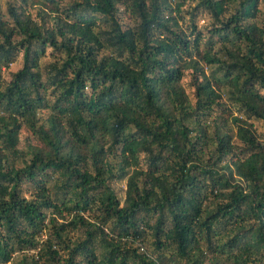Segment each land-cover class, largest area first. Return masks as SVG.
I'll list each match as a JSON object with an SVG mask.
<instances>
[{"label":"trees","instance_id":"trees-1","mask_svg":"<svg viewBox=\"0 0 264 264\" xmlns=\"http://www.w3.org/2000/svg\"><path fill=\"white\" fill-rule=\"evenodd\" d=\"M178 1L0 12V264H264V3Z\"/></svg>","mask_w":264,"mask_h":264},{"label":"rangeland","instance_id":"rangeland-1","mask_svg":"<svg viewBox=\"0 0 264 264\" xmlns=\"http://www.w3.org/2000/svg\"><path fill=\"white\" fill-rule=\"evenodd\" d=\"M18 0H0V12H2L3 15L7 16V7L11 4H17ZM174 3L179 2L178 0H173ZM262 3H264V0H262ZM174 5V4H173ZM172 5V6H173ZM192 5V2H184L181 3L178 6V12H174L172 9L170 12H165L164 16H172L174 17L179 26H181V28H185V22H186V16H184V11L188 10L190 8V6ZM32 13H34V9H30ZM211 20L208 17V15L205 14H201L198 15L197 18L195 19V23L197 28H199L200 30H205V28L207 26H209ZM47 60H49V57L45 56L42 57L40 59L41 64L46 62ZM21 66V54L19 53L16 57V59L9 65H7L1 72L2 78L7 81L10 78V74L14 71H16L19 67ZM183 85L185 87L186 92L188 93V95L191 97V88L187 85V79L183 80ZM39 115L41 116V118H44L46 115V112L42 111L41 113H39ZM252 122V126L255 128L256 132L258 134H260L263 131V125L262 123H260L257 120L251 119L250 120ZM31 144L33 143V140L31 139V137L28 135V133H26V131H21L20 135H19V143L17 145V154H16V159L15 160V165L17 166H21L20 163V159L19 158H26L28 157V147L27 144ZM236 144H238V142H235ZM112 189L115 192V195L117 196V198L119 200H122L123 195H124V188H125V182L124 180H119L116 182H112L111 184ZM47 233V231H46ZM77 236V234H76ZM39 238H44V234H42L41 236H39ZM148 245L149 243L146 241L145 245ZM24 254V252L22 253H14L11 257V263L12 264H16L17 260L20 258V256Z\"/></svg>","mask_w":264,"mask_h":264}]
</instances>
